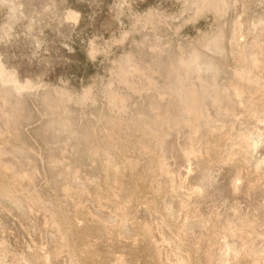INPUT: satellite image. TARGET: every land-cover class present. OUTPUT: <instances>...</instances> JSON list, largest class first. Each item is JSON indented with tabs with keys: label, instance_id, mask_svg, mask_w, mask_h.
<instances>
[{
	"label": "rangeland",
	"instance_id": "rangeland-1",
	"mask_svg": "<svg viewBox=\"0 0 264 264\" xmlns=\"http://www.w3.org/2000/svg\"><path fill=\"white\" fill-rule=\"evenodd\" d=\"M0 264H264V0H0Z\"/></svg>",
	"mask_w": 264,
	"mask_h": 264
},
{
	"label": "bare ground",
	"instance_id": "bare-ground-1",
	"mask_svg": "<svg viewBox=\"0 0 264 264\" xmlns=\"http://www.w3.org/2000/svg\"><path fill=\"white\" fill-rule=\"evenodd\" d=\"M221 69H215L214 70V82H213V84H216L215 83V78H216V76H217V74L219 73V71H220ZM205 71V69L204 68H197V67H195V68H193V69H191L190 71H189V74H190V76L192 75V76H195L196 74H198V73H200V72H204ZM206 103H209L212 107H214V105H216L217 103H218V96H217V94L216 93H214V94H212V96L211 97H209L207 100H206V102H205V104ZM164 143H166V142H164ZM164 146V145H163ZM165 147V146H164ZM184 150H186V149H184ZM183 149H181V152H185ZM180 151V150H179ZM181 155H182V153H181ZM186 155V154H185ZM184 157V156H183ZM234 189H232V187L230 186V191L233 193L234 191H233Z\"/></svg>",
	"mask_w": 264,
	"mask_h": 264
}]
</instances>
